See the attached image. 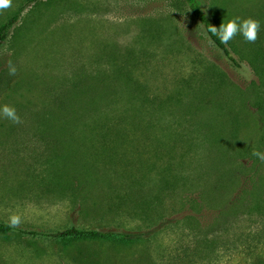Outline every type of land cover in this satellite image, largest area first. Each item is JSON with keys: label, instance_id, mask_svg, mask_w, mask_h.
<instances>
[{"label": "rangeland", "instance_id": "rangeland-1", "mask_svg": "<svg viewBox=\"0 0 264 264\" xmlns=\"http://www.w3.org/2000/svg\"><path fill=\"white\" fill-rule=\"evenodd\" d=\"M198 1L216 27L233 18L258 20L255 43L264 53V0ZM25 2L11 0L0 9V26ZM247 43L241 34L229 41L239 67L233 65L184 0H42L27 7L0 49V107H14L22 121L0 115V223L18 214L19 228L46 232L72 226L108 231L121 224L104 215L114 195L109 188L92 190L84 212L77 198L41 192L31 181L36 171L30 164L46 160L51 149L62 152L61 135L79 128L38 118L85 83L107 84L110 96L124 97L119 110H129L135 95L164 97L191 86L205 101L200 109L178 111L191 116L193 143L200 142L191 154L225 158L223 172H232L211 174L209 181L221 187L210 191L201 217L183 206L188 194H166V223L139 242L0 233V264H264V162L252 154L264 153V76ZM142 137L148 146L167 142L160 128ZM53 141L58 148H51Z\"/></svg>", "mask_w": 264, "mask_h": 264}, {"label": "trees", "instance_id": "trees-1", "mask_svg": "<svg viewBox=\"0 0 264 264\" xmlns=\"http://www.w3.org/2000/svg\"><path fill=\"white\" fill-rule=\"evenodd\" d=\"M40 1L26 0L0 26V49L6 44L22 12ZM184 1L215 46L233 65L239 67L229 42L223 44L217 36L208 32L210 25H215L204 13L201 3L198 0ZM247 44L256 49L252 64L258 65L255 69L264 76V53L259 47L260 41L255 45ZM213 68H210V73L214 71ZM221 81L224 82L223 79ZM121 85L127 87L129 83ZM107 88V84L85 83L78 91L68 90L69 95L60 100L57 110L50 112L48 117L38 118L39 122L49 125H75L79 128L66 129L61 135L67 146L62 152H53L52 149L50 152L49 149L46 160H34L29 168L36 171L31 181L41 192L73 196L79 200L77 205L84 212L88 209L92 190L100 185L109 188L114 195L104 215L108 217L107 220L121 224L108 231L72 226L46 232L10 227L9 223L3 222L0 223V233L56 242H139L153 235L156 227L166 223V194L177 193L188 194L183 206L197 217L203 216L210 204V191L221 187L218 182L211 183L209 178L215 171L223 172V162L227 160L194 158L191 153L200 147V142L194 144L192 140L196 133L194 125H191L193 120L188 113L180 114L178 111H183V106L195 110L202 108L205 105L204 94L197 93L191 86H178L175 94L164 97L135 95L129 100L132 104L129 110H119L117 106L124 102V97L110 96ZM157 128H160V138L167 142L144 145L142 136ZM56 143L51 142V148L59 145ZM231 172L222 174L227 176ZM156 188L160 193L152 195Z\"/></svg>", "mask_w": 264, "mask_h": 264}, {"label": "clouds", "instance_id": "clouds-1", "mask_svg": "<svg viewBox=\"0 0 264 264\" xmlns=\"http://www.w3.org/2000/svg\"><path fill=\"white\" fill-rule=\"evenodd\" d=\"M10 6L11 0H0V9ZM259 30L260 22L251 17L243 20H240L239 18H233L227 23H222L219 27L210 25L208 28V32L217 36L220 42L223 44H227L237 34H241L247 42L255 43V41L258 39ZM7 69L9 75H15L17 72L15 65H13L11 62H8ZM0 115L15 124L22 122L16 109L7 104L0 107ZM252 154L264 162V153L260 151H253ZM21 222V217L18 214L11 215L8 221L10 227H19Z\"/></svg>", "mask_w": 264, "mask_h": 264}]
</instances>
